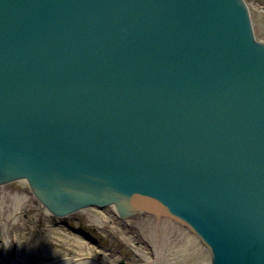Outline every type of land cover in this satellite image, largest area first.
<instances>
[{
    "label": "water",
    "instance_id": "95a60500",
    "mask_svg": "<svg viewBox=\"0 0 264 264\" xmlns=\"http://www.w3.org/2000/svg\"><path fill=\"white\" fill-rule=\"evenodd\" d=\"M48 212L163 216L264 264V43L243 0H0V185Z\"/></svg>",
    "mask_w": 264,
    "mask_h": 264
},
{
    "label": "rangeland",
    "instance_id": "374dc122",
    "mask_svg": "<svg viewBox=\"0 0 264 264\" xmlns=\"http://www.w3.org/2000/svg\"><path fill=\"white\" fill-rule=\"evenodd\" d=\"M245 2L253 7H261L264 11V0ZM40 208L29 187L21 185L20 181L0 186V264H15L16 258L24 256L28 257L31 264H42L48 261L44 255L54 252L71 256V253L80 249L72 239H76L78 231L93 241L82 246L84 256L96 257L100 252L96 264H111L108 258L102 256L103 253L113 259V264H121V260L126 264V261L135 257L139 263H147L150 259L148 246L138 236L118 232L116 226H110V222H106L97 208L89 207L69 214L62 219L65 221L63 226L56 224L55 218ZM15 234L18 235L17 241ZM19 248L22 250L19 251ZM89 248L93 254L89 253ZM138 251L141 252L139 255Z\"/></svg>",
    "mask_w": 264,
    "mask_h": 264
},
{
    "label": "bare ground",
    "instance_id": "6f19581e",
    "mask_svg": "<svg viewBox=\"0 0 264 264\" xmlns=\"http://www.w3.org/2000/svg\"><path fill=\"white\" fill-rule=\"evenodd\" d=\"M247 6L254 35L258 41L264 43V31L262 30L264 27L263 8L253 7L248 4ZM18 181H20L21 185H28L26 180L21 179ZM37 202L39 206H41L40 209L44 213L48 214L46 207H44L38 200ZM97 209L101 212L102 217L106 219V222H110V226H116L118 232H127L129 235L132 234V236H138L142 240V243L148 246L150 250V259L147 263H139L136 261L137 259L135 257L131 261H126V264H211V258L208 250L202 245L201 241L186 227L180 226L166 217L157 216L155 214H143L139 212L128 213L129 215L127 216L120 214L114 206L110 205ZM68 215L69 214L62 217L57 216L58 218L55 217V223L62 226L65 225V221H62V219L66 218ZM69 230L73 231L71 228H69ZM76 234V239L74 237H72V239L75 246L79 245L80 249L78 248L76 251L71 253V256L55 252L53 254L46 253L44 258L46 260L48 259V261L42 264H96L98 261L97 257H99L98 255L100 252L96 254V257L95 255H88L89 257H86L84 256L85 254L83 253L82 248L84 244H90L93 241H90L91 239L88 235L83 232L78 231ZM14 238L17 241L18 235L15 234ZM21 250L22 249L19 248V251ZM89 253L93 254V250L91 248H89ZM140 253L141 252L138 251V255ZM102 256L108 258L111 264H113V259L107 257L108 255L103 253ZM15 264L31 263L29 262L28 257L24 256L16 258ZM121 264H125L123 260H121Z\"/></svg>",
    "mask_w": 264,
    "mask_h": 264
}]
</instances>
